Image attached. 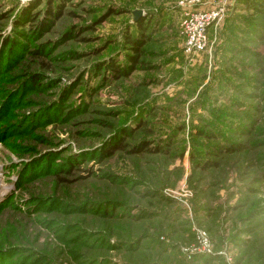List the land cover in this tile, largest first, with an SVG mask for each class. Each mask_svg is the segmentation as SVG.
<instances>
[{
  "label": "rangeland",
  "instance_id": "rangeland-1",
  "mask_svg": "<svg viewBox=\"0 0 264 264\" xmlns=\"http://www.w3.org/2000/svg\"><path fill=\"white\" fill-rule=\"evenodd\" d=\"M207 1L0 0V264H264V0Z\"/></svg>",
  "mask_w": 264,
  "mask_h": 264
},
{
  "label": "built area",
  "instance_id": "built-area-1",
  "mask_svg": "<svg viewBox=\"0 0 264 264\" xmlns=\"http://www.w3.org/2000/svg\"><path fill=\"white\" fill-rule=\"evenodd\" d=\"M220 0H208V9H202L187 14L184 20V30L186 35V49L189 52H204L208 45L207 28L212 21L220 17L224 12L223 4L215 5ZM227 3V0H222Z\"/></svg>",
  "mask_w": 264,
  "mask_h": 264
},
{
  "label": "trees",
  "instance_id": "trees-1",
  "mask_svg": "<svg viewBox=\"0 0 264 264\" xmlns=\"http://www.w3.org/2000/svg\"><path fill=\"white\" fill-rule=\"evenodd\" d=\"M49 6L47 7V12H46V20L44 21H41L40 23V28H44L47 20H49L50 22H53L52 19L56 18V13L59 12V10L57 8L53 9L52 5H51V2L48 4ZM56 12V13H55ZM32 20V19H31ZM145 21H139L136 23V30H135V33L134 35H130V34H127L125 36L126 38V41H127V44H128V47L135 53V55L133 57L130 58V60L132 61V64H133V67L134 65H136L138 62V59L139 57L142 55V43H143V39L144 37H146V34H145V31L147 29V27L145 26ZM33 56L35 57H40V56H43L44 55V50L39 48L36 52H33L32 53ZM48 54H46L47 56ZM43 66L47 67L46 64H42ZM109 66H111L109 69H110V72L113 73L112 75H116L117 78H128L129 77V74L130 73H125V71L123 69H121V66L119 64H109ZM38 78L39 76L36 75L33 77V82L34 84H37L38 83ZM122 144V141L120 142V145ZM118 147L120 146H115L113 144V148H110L109 147V150H107L106 152H108L109 154H111L112 152L110 151V149H118ZM147 149V145H142L140 147L139 150H136L135 152L136 153H140V151L142 150H145ZM134 152V153H135ZM70 173V172H69Z\"/></svg>",
  "mask_w": 264,
  "mask_h": 264
},
{
  "label": "water",
  "instance_id": "water-1",
  "mask_svg": "<svg viewBox=\"0 0 264 264\" xmlns=\"http://www.w3.org/2000/svg\"><path fill=\"white\" fill-rule=\"evenodd\" d=\"M140 16H141V12H136L135 13V21H137Z\"/></svg>",
  "mask_w": 264,
  "mask_h": 264
}]
</instances>
